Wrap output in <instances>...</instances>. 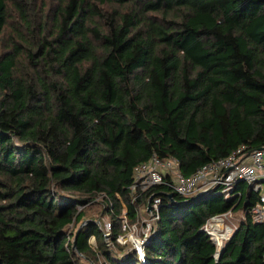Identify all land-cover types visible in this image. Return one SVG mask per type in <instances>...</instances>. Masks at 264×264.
Returning a JSON list of instances; mask_svg holds the SVG:
<instances>
[{"label":"trees","instance_id":"trees-1","mask_svg":"<svg viewBox=\"0 0 264 264\" xmlns=\"http://www.w3.org/2000/svg\"><path fill=\"white\" fill-rule=\"evenodd\" d=\"M241 147L264 148V0H0V264H264L246 183L130 191L153 155L189 177ZM150 196L145 263L108 250L90 216L122 252ZM239 212L216 257L203 226Z\"/></svg>","mask_w":264,"mask_h":264},{"label":"built area","instance_id":"built-area-1","mask_svg":"<svg viewBox=\"0 0 264 264\" xmlns=\"http://www.w3.org/2000/svg\"><path fill=\"white\" fill-rule=\"evenodd\" d=\"M178 163L174 158L161 160L153 155L148 162H144L135 168L130 185L131 193H134L135 196L137 193L142 195L152 187L165 185L171 192L183 197L218 190L219 194H223L227 199L235 184L244 182L253 192L258 193V199L250 209L251 220L255 224L264 225V150L246 152L244 147L238 148L224 158L205 164L189 177L180 173ZM160 201L159 197L150 196L147 205L139 208L138 220L132 225L127 223L126 218L122 219V229L116 243L121 247L130 244L127 253L135 256L140 263H145V247L157 230L156 223L159 220ZM148 204L150 205L149 210ZM124 214L123 212V216ZM230 214L213 216L202 228L203 232L217 246L216 257L224 244L231 239L238 229L222 222L221 217L226 218ZM219 224L220 227L217 228L216 226ZM106 227L110 233L109 224ZM107 235L108 237L103 234L104 242L109 244L110 241L107 242V239L110 234ZM92 238L94 239L93 236ZM111 245L113 244L111 243Z\"/></svg>","mask_w":264,"mask_h":264},{"label":"rangeland","instance_id":"rangeland-1","mask_svg":"<svg viewBox=\"0 0 264 264\" xmlns=\"http://www.w3.org/2000/svg\"><path fill=\"white\" fill-rule=\"evenodd\" d=\"M245 187H247V184L244 185ZM215 200V199H214ZM93 210L95 211H98V208L94 207ZM123 216V215H122ZM242 213H236V214H230L228 215L226 218L225 217H221L222 218V222L225 224V225H228V226H233V227H238V222L242 219ZM91 218L94 219V221L96 222V224L100 227V229L102 230V234H104L105 236L108 237L107 234H110L108 229H107V224H109V218L107 216H103V215H97V214H94L93 216L91 215L90 216ZM222 223V224H223ZM122 224V222H121ZM223 224V226H225ZM129 225H132V224H129ZM217 228L220 227V224L216 226ZM110 236V235H109ZM89 240H91V244H93V248H96V244L94 242V239L91 237ZM110 241V237L107 239V242ZM130 244L126 247H124V249H122V252H120L119 250H117V246H114V245H111V242H109V244H106V247L108 248V250H111V252L115 253V254H119L121 253L120 256H124L130 249ZM86 264H100L101 261H99L98 259H93V261L89 260V259H86Z\"/></svg>","mask_w":264,"mask_h":264},{"label":"water","instance_id":"water-1","mask_svg":"<svg viewBox=\"0 0 264 264\" xmlns=\"http://www.w3.org/2000/svg\"><path fill=\"white\" fill-rule=\"evenodd\" d=\"M260 150H264V148H260ZM208 193H210V191L202 192V193L198 194V196L195 197V199H196V198L204 197V196L208 195ZM171 197H173L172 194H169V198H171ZM149 209H150V205L148 204V210H149ZM219 254H220V253H219Z\"/></svg>","mask_w":264,"mask_h":264}]
</instances>
